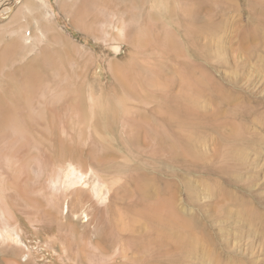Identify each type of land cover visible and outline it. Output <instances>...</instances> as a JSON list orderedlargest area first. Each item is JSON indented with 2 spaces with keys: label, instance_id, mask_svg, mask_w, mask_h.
<instances>
[{
  "label": "rangeland",
  "instance_id": "1",
  "mask_svg": "<svg viewBox=\"0 0 264 264\" xmlns=\"http://www.w3.org/2000/svg\"><path fill=\"white\" fill-rule=\"evenodd\" d=\"M73 1L11 0L9 11L0 13L1 94L7 77L21 80L23 70L31 68L46 84L83 87L89 108L90 97L99 109L121 99L130 112L121 109L110 134L93 131L88 107L90 124L84 133L74 137L76 118L69 132L61 128L66 144L80 149L79 158L68 159L53 176L32 163L51 154L42 145L18 153L13 167L3 160L0 264H142V258L150 264H264V0L188 2L191 13L212 24L198 31L199 39L191 44L178 6L177 16L156 10L164 26L188 46L186 55L131 46L128 26L119 27L122 11L116 18L111 14L109 23L91 21L85 32L71 23L62 5ZM47 24L71 43L52 42ZM157 63H163V77L151 85L140 72L157 70ZM183 63L193 66L194 78L205 79L186 127L174 126L177 119L168 118L161 107L182 94L175 79L186 76ZM115 66L119 77L131 75V93L124 87L114 92ZM166 84L172 89L162 87ZM139 112L157 120L172 139L186 137L187 145L179 143L170 151L158 147L157 140L128 133L123 115L135 119ZM23 160L29 163L26 170ZM77 192L89 196L96 210L81 208ZM161 200L184 222L182 230L165 225L166 205L159 225L150 222L144 205Z\"/></svg>",
  "mask_w": 264,
  "mask_h": 264
},
{
  "label": "bare ground",
  "instance_id": "2",
  "mask_svg": "<svg viewBox=\"0 0 264 264\" xmlns=\"http://www.w3.org/2000/svg\"><path fill=\"white\" fill-rule=\"evenodd\" d=\"M10 1L11 0H4L0 2V13H4L8 10V5H11L9 4ZM181 1L184 4L180 7ZM190 1L192 0H167V2L164 0H81V2L79 1L78 3L77 0H74L72 3L62 5L67 8V12L71 17V23L74 25L75 22H77L78 28L85 32L92 28L91 26L94 24V22L95 24H97V21H99L98 23H109L111 22V14L112 16L113 14L115 16V14L117 15V12L122 11L120 16L118 15L119 17H117L120 23L119 25H121L118 26L121 28L128 26V42L131 46L135 47L136 45L138 46L139 44H144V46H152L153 50L159 49L156 51H160V54H163L164 50L167 51L168 49V51H171L170 49H173L172 51H175L176 54L186 55L188 46L184 48L181 42L177 40L175 36L176 34L164 26V23L158 18V12L156 10L165 9L171 16H177L178 13L176 8L178 6L179 10L181 11L180 17L187 25L185 36L188 38V43L191 44L190 41H196V38L199 39L197 37L198 31L209 29L210 25L212 26V24L205 23L203 21L201 22L200 18L196 14L194 15L186 8V4ZM114 18H116V16ZM91 21L94 22L92 23ZM91 23L92 25L90 26ZM114 24H116V22ZM169 24L173 28L176 27V24L174 23L169 22ZM47 26L52 30V42L61 41L69 44L71 43L69 39L61 32L55 31L56 29H54L52 24H47ZM213 26L217 27L215 24H213ZM13 42L15 44L18 43L17 40ZM73 46L75 47L74 44ZM137 63L139 64V62ZM156 67L157 70H147L142 68L141 71L143 72H140L141 75H144L142 74L144 72L146 75H148L147 79L151 85L161 82L163 77V63H157ZM182 69L186 72V76L180 77L181 74H179L178 70V74L181 79H175L180 82L182 94L179 96H173L172 93L171 95L173 98L169 99H174L173 102H168V105L162 104L163 106H161L165 108L166 113L169 115L168 118L173 117L177 119L174 126H188L192 124L189 120H191L190 114L192 113L191 111L193 104L196 102L195 97L200 94V91H202L203 87L205 86L204 77L194 78V68L192 65L183 63ZM24 70L21 80H17L13 76L7 77L8 80L5 84L8 87L5 91H3V94H1L2 91L0 92V170L4 169V159H7L8 166L13 167L14 158H16L18 153H28L30 149L39 148V146L42 145L43 149H46L44 147H47L51 151V154L45 155L40 164L37 163V161L35 162V160L32 161V163L37 164V166L39 165V167H42V169L47 171L50 176H53L55 171L62 167V165L67 162L68 159L75 161L79 158L78 151L80 149L77 147L72 148L66 144V140L61 137V133H63L61 132V128L62 130L64 129L65 132H69L72 119L76 118L79 127L78 135L74 137L79 136L87 130V127L90 124L87 110L88 106L86 104L87 96L85 95L84 89L81 86L74 88L72 86L63 85L61 83L58 84L56 82H50L52 85H49L46 84L47 82L45 83L46 80L42 74L41 75L43 77L39 73L33 71L31 68ZM116 70L117 66H115L112 70L116 81V86L113 89L114 92L117 93L118 88L124 87L128 90V93H131L132 90L129 89L130 85L128 82V80H132L131 75H126L127 77L124 79L123 77H119L117 75ZM17 77H21V75ZM168 86L169 85L166 84L162 87L166 89H172V86ZM192 90H194V92H191ZM180 97L182 101L180 100ZM89 100V102L92 101V105L90 108H88L92 109L94 119L93 125L91 126L95 132L100 131L104 134L113 133L115 131L113 125L118 123L117 121L119 120L121 109L124 111L123 114L125 115L129 114L130 112V109L125 106L127 104L126 100L123 101L119 99L118 104L109 103L106 107H104V109H99L92 97H90ZM124 117L125 116L123 115V119L126 122L123 124L124 127L129 124L128 133L133 132L135 133V136L142 134L143 136L145 135L146 138L148 137L153 139V141L157 140L156 143L158 147L166 145V149L175 151L177 144L184 143L187 145L188 143V139L183 136L172 135L174 138L172 139L169 133H165V131L160 128V125L158 124L159 122L157 120L146 117V115L140 112L138 116L135 117V119L130 118L131 116ZM168 121L169 120H165L164 123L170 127V123ZM36 133H40L39 138H36ZM49 139H52V144L48 142ZM93 141L104 149L109 148L106 142L96 139ZM22 165L26 170L29 166V163L27 160H23ZM11 178L15 179V176L12 175ZM0 183H2L1 179ZM1 187L2 186L0 184V188ZM77 199L82 203L81 208H92L93 210H96L97 206L93 203L89 196L77 192ZM165 205L166 208H171L168 202L165 203L162 202V200L157 201L150 206L144 205V210L147 212L146 216L149 218L152 224L156 225L158 223L161 216L160 209L165 208ZM172 212L173 211L169 209L165 220V225L171 226L170 228L172 229L175 228L172 226H179L182 230L185 226L184 222L175 219L174 213L172 214ZM8 224L9 226L12 225L10 221H8ZM99 230L100 229H97V234ZM101 252L103 253L104 251ZM104 253L102 256L105 255ZM152 255L154 261H156L159 257L157 250L153 251ZM142 264L150 263L142 258Z\"/></svg>",
  "mask_w": 264,
  "mask_h": 264
}]
</instances>
